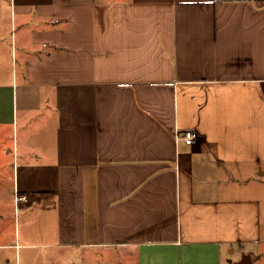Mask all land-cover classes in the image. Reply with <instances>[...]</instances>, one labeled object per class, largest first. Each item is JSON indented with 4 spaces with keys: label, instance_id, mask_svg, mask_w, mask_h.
<instances>
[{
    "label": "crops",
    "instance_id": "1",
    "mask_svg": "<svg viewBox=\"0 0 264 264\" xmlns=\"http://www.w3.org/2000/svg\"><path fill=\"white\" fill-rule=\"evenodd\" d=\"M259 182L264 0H0V264H264Z\"/></svg>",
    "mask_w": 264,
    "mask_h": 264
},
{
    "label": "built area",
    "instance_id": "2",
    "mask_svg": "<svg viewBox=\"0 0 264 264\" xmlns=\"http://www.w3.org/2000/svg\"><path fill=\"white\" fill-rule=\"evenodd\" d=\"M180 137L183 139V141L187 144V145H193L195 144L199 139H200V134L195 131V130H187L184 131ZM17 202H26L28 200L27 196H21L18 195L16 198Z\"/></svg>",
    "mask_w": 264,
    "mask_h": 264
},
{
    "label": "rangeland",
    "instance_id": "3",
    "mask_svg": "<svg viewBox=\"0 0 264 264\" xmlns=\"http://www.w3.org/2000/svg\"><path fill=\"white\" fill-rule=\"evenodd\" d=\"M9 171H11V168L8 169ZM257 187H258V199H260V201L262 202V206H263V217H264V184H262L261 182L257 183Z\"/></svg>",
    "mask_w": 264,
    "mask_h": 264
}]
</instances>
